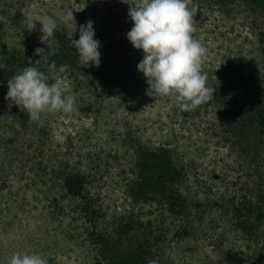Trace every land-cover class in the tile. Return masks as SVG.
Wrapping results in <instances>:
<instances>
[{
  "label": "trees",
  "instance_id": "trees-1",
  "mask_svg": "<svg viewBox=\"0 0 264 264\" xmlns=\"http://www.w3.org/2000/svg\"><path fill=\"white\" fill-rule=\"evenodd\" d=\"M238 2L253 13L255 47L201 60L213 98L192 111L165 95L146 117L134 101L127 117L102 123L83 109L99 71L80 65L65 31L0 47V214L16 202L23 219L58 225L90 264H264V0ZM188 7L193 27L208 14ZM36 48L48 51V82L74 97V117L33 121L6 99L8 80L40 59Z\"/></svg>",
  "mask_w": 264,
  "mask_h": 264
},
{
  "label": "rangeland",
  "instance_id": "rangeland-1",
  "mask_svg": "<svg viewBox=\"0 0 264 264\" xmlns=\"http://www.w3.org/2000/svg\"><path fill=\"white\" fill-rule=\"evenodd\" d=\"M203 3L208 11L204 19L194 24L193 36L206 49L209 59L214 54L219 61L247 53L255 47L250 25L252 12L238 0H193ZM142 0H0V47L20 48L28 42L37 41L41 25L26 30V21L36 15H49L56 20L57 28L65 31L72 40L79 39V27L86 21L94 22L95 38L100 41L101 63L97 70L101 84L91 83L95 103L92 115L103 119L102 123L113 125L118 117H127L128 109H138L140 117L149 115L146 109L152 98L146 89V78L137 71L143 57L141 50L132 47L127 33L132 27L129 8ZM71 11L73 20L64 22L63 15ZM209 17V18H208ZM253 45V46H252ZM213 59V58H212ZM96 87V88H95ZM83 89L82 93H87ZM81 93V92H79ZM85 99H89L85 97ZM158 108V107H157ZM74 109H77L75 106ZM79 109V108H78ZM136 109V110H137ZM74 117L73 111L66 113ZM89 114V112H88ZM152 118V117H151ZM10 191L18 189L16 179L9 180ZM8 194V188L0 187V195ZM11 213L0 214V264H10L15 253L40 254L50 264H90L84 254L70 246L62 237L58 225L36 215L22 218L18 203L12 202ZM9 215V216H8Z\"/></svg>",
  "mask_w": 264,
  "mask_h": 264
},
{
  "label": "clouds",
  "instance_id": "clouds-1",
  "mask_svg": "<svg viewBox=\"0 0 264 264\" xmlns=\"http://www.w3.org/2000/svg\"><path fill=\"white\" fill-rule=\"evenodd\" d=\"M128 16L132 27L127 39L134 49L143 52L137 71L146 78L147 95H171L184 111H192L213 98L214 89L206 86L207 74L201 65L206 49L193 36L194 9L188 7V0H142L138 6L132 4ZM62 19L74 21L73 13L67 12ZM37 23L41 25L42 38L45 34L53 36L57 28L55 19L36 15L26 21V30H34ZM72 42L82 67H99L101 44L95 38L93 21L80 25L79 39ZM34 54L40 59L29 62V66L8 80L6 99L23 108L33 121H39L45 113L73 111L74 97L65 94L59 81L49 83L40 70L48 51L36 48ZM10 264H47V260L36 253H15ZM148 264H157V260H149Z\"/></svg>",
  "mask_w": 264,
  "mask_h": 264
}]
</instances>
